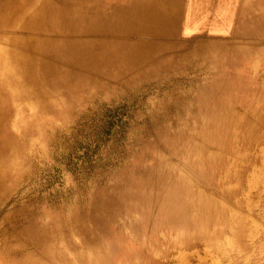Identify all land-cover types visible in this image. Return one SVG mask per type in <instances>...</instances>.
Wrapping results in <instances>:
<instances>
[{"label": "bare ground", "instance_id": "bare-ground-1", "mask_svg": "<svg viewBox=\"0 0 264 264\" xmlns=\"http://www.w3.org/2000/svg\"><path fill=\"white\" fill-rule=\"evenodd\" d=\"M263 39L264 0H0V202L30 164V135L47 114L86 92L140 96L172 73L196 74L87 203L47 211L43 224L27 207L6 225L2 264H165L158 255L193 238L229 260L223 236L240 241L249 221L227 204H249L259 159L243 149L264 139V118L234 104L258 83Z\"/></svg>", "mask_w": 264, "mask_h": 264}, {"label": "rangeland", "instance_id": "rangeland-1", "mask_svg": "<svg viewBox=\"0 0 264 264\" xmlns=\"http://www.w3.org/2000/svg\"><path fill=\"white\" fill-rule=\"evenodd\" d=\"M261 43L264 45V39ZM248 66L250 68L252 63H248ZM229 70L232 76H237L235 68ZM248 73H251L250 70ZM170 76L167 84L163 78L161 86L145 85L140 96H129L126 88H119L110 95L99 94L100 91L86 92L80 104L74 106L72 102L68 107L61 108L58 117L47 114L41 127L38 124L34 126L29 139L30 144H35L30 151L31 162L25 165L23 175L14 186L16 188L0 202V257L2 230L8 224L13 226L15 217L22 215L24 209L34 207L35 217L40 218L43 224L47 211L64 209L69 213L79 203H87L97 188L109 183V177H113L125 164L128 151L138 147L136 137L152 114L161 112L163 100L185 92L196 74L188 71L185 74L172 73ZM182 78L183 82L180 81ZM257 79L258 83L251 85V92L245 90V103L236 102L234 107L237 113L241 111L253 115L256 112L257 121L262 122L264 60L260 62ZM174 91L175 94H172ZM243 91H237L236 98ZM26 113L31 114L28 111ZM39 127L42 130L40 134ZM259 131L264 133V128H259ZM261 143L243 149L251 153L253 158L259 159L257 167L249 169L247 174L250 176L246 185L249 183L248 187L251 188L250 192L244 193L249 204H227L229 213L249 221L245 231L247 236L240 241L235 240L230 231L223 236L221 242L229 254V260L214 248L196 243L199 240L194 238L190 245L179 243L167 247L168 253L160 254L157 258L165 261V264H264V139ZM227 159L235 161L230 155ZM255 180L257 182L252 184ZM244 193L236 201H245ZM127 238L129 241L130 236Z\"/></svg>", "mask_w": 264, "mask_h": 264}]
</instances>
